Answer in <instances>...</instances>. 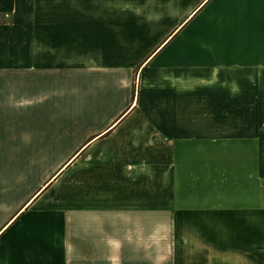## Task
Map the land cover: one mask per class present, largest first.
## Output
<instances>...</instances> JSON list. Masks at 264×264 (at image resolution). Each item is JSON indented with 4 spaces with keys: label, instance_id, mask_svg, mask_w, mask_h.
Instances as JSON below:
<instances>
[{
    "label": "crops",
    "instance_id": "obj_1",
    "mask_svg": "<svg viewBox=\"0 0 264 264\" xmlns=\"http://www.w3.org/2000/svg\"><path fill=\"white\" fill-rule=\"evenodd\" d=\"M118 5L0 0V72L13 77L0 85L13 87V95L0 94V207L6 146L20 151L27 134L36 144L22 119L37 118L38 98L67 95L70 86L85 108L86 88L95 96L91 137L79 131V141L63 148L78 152L50 181L77 163V194L63 196L76 199L51 213L63 226L54 245L26 243L44 248L28 264H222L242 253L261 261L264 113L261 80L250 72L264 70V34L257 32L264 23L223 40L204 19L180 30L175 16L153 15V24L134 31L118 25ZM23 75L31 103L25 112ZM103 94L111 102L120 97V108H103ZM30 200L20 219L0 226L2 239L34 207Z\"/></svg>",
    "mask_w": 264,
    "mask_h": 264
},
{
    "label": "rangeland",
    "instance_id": "obj_2",
    "mask_svg": "<svg viewBox=\"0 0 264 264\" xmlns=\"http://www.w3.org/2000/svg\"><path fill=\"white\" fill-rule=\"evenodd\" d=\"M118 6L119 11L116 13L119 21L118 25L122 27H125L127 24L130 27L134 26V29H132L134 31L145 28L147 26L146 22L153 24V15L175 16V19L178 20L175 24L176 29L182 25L180 30H183L189 24L197 25L204 19L207 26L213 27L214 29L212 30H215L216 35L222 37L223 40L225 37H229L228 35L239 37L240 33L244 32L241 27L245 28L252 25L256 32L257 27H260L264 23V0H119ZM143 16L148 18H139ZM119 29L124 30L122 28ZM257 32L264 34V29L257 30ZM7 73L9 72H0V85H3L1 83L3 81L1 80L13 78ZM250 73L253 79L261 80V109L264 113V70ZM135 78L137 80V72L134 80ZM246 78H249V75ZM21 79L22 104L23 112H25L31 104L28 76L23 75ZM8 86L12 85L8 83ZM1 88L3 87H0V90ZM67 89L69 93L61 97L53 94L39 97L38 110L35 112L37 115L36 119L30 117L29 113L24 115L22 119L23 128H26L24 131L29 132L32 130V132L36 133L33 136L37 137L36 144L29 138V134H27L21 135L22 149L20 151L9 150V146H6L7 150L4 153L7 156V165L5 168L1 167V171L5 169L7 200L5 206L0 207L4 210V214H0V226L12 223L17 217V220L20 219L23 213L19 214V212L31 201L30 199H34L31 205L34 207H29L30 209L27 207L26 210L29 211L27 215L12 227L13 229L9 231L5 238L2 239L3 233L0 235V246L3 245L4 241V246L6 247L5 253L0 254V264H2V259L4 264H12L13 260L20 262V264H28L30 261L31 263L37 260L40 261L41 254H43V251L42 253L40 251L44 248H33L26 245V243L37 242L42 238L47 243L51 242V245H54L57 240L55 233L62 232L63 226L61 217H58L57 221H54L51 213L56 212L61 214L60 208L62 203L64 201L72 203L74 202L73 199H76H65L63 196L65 193H67L66 196L69 193L75 196L77 194V163L70 165L66 169L67 173L65 172V177L60 178L59 176L54 183H50V181L78 152L77 150H66L63 148L70 147L78 142L83 136L80 134L81 131L87 132L86 138L91 137L88 135V132L93 129L94 119L89 115L91 114L90 111L94 110L93 100L95 96L92 94V88H86L87 90L83 98L87 102L85 103V108H83L80 103L75 102L76 96L72 95L75 88L69 86ZM135 91L136 89L134 93ZM0 94L13 95V87L8 88L6 91L1 90ZM16 94H18L17 89ZM115 98L116 102H111L109 95L103 94L102 99L105 103L100 102V105L104 108L113 107L118 103L117 106L120 108V97L118 100L117 97ZM88 100L91 102L89 103ZM105 121L107 122L108 120L105 119ZM262 122V172L264 175V119ZM30 123L32 126H30ZM62 141L66 143L57 144ZM100 152L105 153V157L109 158V150L105 149ZM95 155H90V158ZM13 157L16 158L14 160L15 165H12ZM97 157H100V155ZM10 193L14 194V196H10ZM47 206H50L48 207L50 209H47ZM69 233L72 234L73 232L69 231ZM58 238L60 239V236ZM232 241L230 240L231 249ZM18 244H22V247L18 246ZM152 249L158 251L160 248ZM260 250L256 251V255L258 257L259 254H262L260 257L261 261H251L254 259L251 255L242 253L240 258L237 255H231L230 261L222 264H264V246L261 252H259Z\"/></svg>",
    "mask_w": 264,
    "mask_h": 264
},
{
    "label": "bare ground",
    "instance_id": "obj_3",
    "mask_svg": "<svg viewBox=\"0 0 264 264\" xmlns=\"http://www.w3.org/2000/svg\"><path fill=\"white\" fill-rule=\"evenodd\" d=\"M210 1V0H209ZM208 2V1H207ZM193 17V16H192ZM191 18V17H190ZM190 20V19H189ZM54 180V179H53Z\"/></svg>",
    "mask_w": 264,
    "mask_h": 264
}]
</instances>
